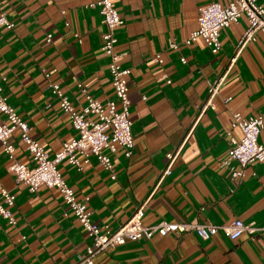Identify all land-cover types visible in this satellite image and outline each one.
I'll return each mask as SVG.
<instances>
[{
	"label": "crops",
	"instance_id": "obj_1",
	"mask_svg": "<svg viewBox=\"0 0 264 264\" xmlns=\"http://www.w3.org/2000/svg\"><path fill=\"white\" fill-rule=\"evenodd\" d=\"M95 1L0 0V9L14 23L10 28L0 25L3 93L50 156L76 132L46 88L48 81L60 86L76 111L86 103L78 83L102 103L115 100L109 57L101 49L105 24ZM209 1L112 0L123 17L115 28V48L121 64L130 68L134 147L129 157L119 146L110 154L114 179L92 155L81 170L65 160L58 164L76 198H88L91 219L101 228L116 229L142 204L143 225L162 220L228 224L235 219L264 225V164H248L240 182L220 165L230 139L241 136L230 127L232 113L263 115L258 141H264V31L239 46L248 26L242 14L221 29L216 52L201 37L184 43L197 26L198 7ZM257 1L264 6V0ZM157 52L162 62L153 59ZM222 74L213 107H205L209 84ZM10 140L14 158L30 165L18 131ZM168 153L175 157L170 173L162 176ZM10 162L0 145V182L15 194V223L0 216V262L77 263L91 241L60 192L46 186L34 192L15 187ZM93 264H264V231L244 233L237 240L220 231L206 240L194 232L154 234L107 248L95 255Z\"/></svg>",
	"mask_w": 264,
	"mask_h": 264
},
{
	"label": "built area",
	"instance_id": "obj_2",
	"mask_svg": "<svg viewBox=\"0 0 264 264\" xmlns=\"http://www.w3.org/2000/svg\"><path fill=\"white\" fill-rule=\"evenodd\" d=\"M93 4L98 7L105 24L101 49L109 57L108 70L111 75L115 100L102 103L93 98L81 83H78L86 103L80 111H76L68 95L62 91L60 86L48 81L46 88L56 97L59 107L67 115L76 132L75 136L63 141L60 149L50 156L42 145L31 136L28 123L8 103L0 83V114L2 115L0 145L11 160L7 169L13 176L14 186H24L30 192H34L39 186H46L60 192L66 209L76 217L91 241L75 264H93L95 255L107 248L122 245L127 240L149 239L154 234L164 236L167 233L194 232L200 239L206 240L220 231L229 239L237 240L244 233L252 235L264 231V225L256 226L252 222L244 223L240 219H235L228 224H213L209 221L184 223L162 220L154 225H143L141 222L143 204L137 207L128 219L114 230L109 229L107 225L101 228L91 219V211L87 206L88 198H76L73 189L63 179L58 164L65 160L81 170L82 163H86L92 155L105 170L111 173V178L114 179L110 154L114 153L119 146L122 147L124 155L129 157L134 147L128 96L130 68L121 64L119 61L121 53L115 48L117 40L115 28L123 23V17L113 5L112 0H96ZM242 14L246 15L248 26L239 39V46H241L249 39H254L256 31H264V6L257 0H230L227 3L211 0L200 5L197 26L189 32L183 41L189 44L197 37H201L210 50L216 52L221 47L219 38L221 29L231 21H236ZM0 25L8 28L14 25L13 21L1 9ZM74 36L80 40L77 32H74ZM50 40L51 34L47 33L46 41ZM169 45L175 46L176 43L170 41ZM153 59L162 62V57L158 52L154 54ZM180 60L185 61L184 56H181ZM44 76L48 80L49 72L45 71ZM222 77L223 74L209 84L205 107H213L212 97L217 92ZM228 99L229 97L225 99V102ZM230 127L238 128L241 136L239 139L233 137L230 139L227 155L220 165L228 169L231 179L240 182L248 164L253 161L264 164V141H258L260 130L263 127V115L243 117L239 112H234ZM14 131H18L19 139L30 156V165L21 163L14 158V145L10 140ZM78 155L83 159L81 160ZM167 157L169 162L162 176L170 173V165L175 156L168 153ZM14 204L15 194L0 182V216L9 224L15 223V217L11 210ZM0 264L2 263L0 262Z\"/></svg>",
	"mask_w": 264,
	"mask_h": 264
}]
</instances>
